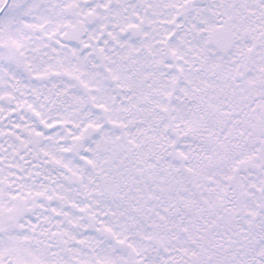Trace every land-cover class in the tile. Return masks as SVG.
<instances>
[{
    "label": "snow or ice",
    "instance_id": "snow-or-ice-1",
    "mask_svg": "<svg viewBox=\"0 0 264 264\" xmlns=\"http://www.w3.org/2000/svg\"><path fill=\"white\" fill-rule=\"evenodd\" d=\"M0 264H264V0H0Z\"/></svg>",
    "mask_w": 264,
    "mask_h": 264
}]
</instances>
